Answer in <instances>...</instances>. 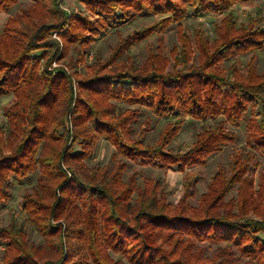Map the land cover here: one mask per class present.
I'll list each match as a JSON object with an SVG mask.
<instances>
[{
	"label": "trees",
	"instance_id": "1",
	"mask_svg": "<svg viewBox=\"0 0 264 264\" xmlns=\"http://www.w3.org/2000/svg\"><path fill=\"white\" fill-rule=\"evenodd\" d=\"M19 1L0 0V12ZM247 1L79 0L85 12L69 14L58 0H31L7 19L0 98L14 99L4 109L6 129L0 126V211L13 187L38 172L22 203L44 241L31 242L13 217L0 226V264H264V170L255 176L257 157L264 158V72L257 66L264 14L238 24L233 6ZM209 13L227 14L213 38L199 28L192 39L183 22ZM152 15L162 18L120 38L107 60L96 55L79 77V91L64 68L50 70L57 55L73 48L84 59L105 31ZM176 23L181 48L172 52L173 69L165 70L163 44L149 43L148 58L138 65L131 48ZM250 53L243 71L240 56ZM144 110L170 119L154 143L146 140L151 118L136 128ZM188 118L202 122L192 145L170 150ZM241 126L245 147L218 168L199 205H191L198 178L188 169L236 144ZM100 138L139 166L183 173L178 204L168 202L160 178L140 183L134 172L125 179L126 162L89 167L85 161Z\"/></svg>",
	"mask_w": 264,
	"mask_h": 264
},
{
	"label": "rangeland",
	"instance_id": "2",
	"mask_svg": "<svg viewBox=\"0 0 264 264\" xmlns=\"http://www.w3.org/2000/svg\"><path fill=\"white\" fill-rule=\"evenodd\" d=\"M60 7L68 12L69 14L85 12L84 6L79 2V0H58ZM31 0H20L9 12H0V33L3 31L4 24L7 19L16 15L22 8H25L30 4ZM65 7L66 9H64ZM235 14L237 16L238 24L247 23L249 21V15H256L259 11L264 14V0H250L244 3H237L233 6ZM227 13H209L204 14L200 17H189L183 24L185 26V31L189 36L194 39L195 30L201 28L205 30L207 34L213 38L215 36V24L220 23ZM162 18L160 15H152L148 17H139L130 25H124L118 28H112L105 31L99 37H97L96 42L93 43L92 49L88 56L82 57V54L75 49H71L66 57H60L57 55L52 62L50 70H55L57 68H64L70 75H72L75 91H79V77L84 76L88 67L95 61L96 55H100L101 59L107 60L112 51L115 49L120 38L126 37L129 33L138 30L141 27L152 24L157 19ZM202 23V24H200ZM53 39L60 42L61 52L63 49V40L57 32L52 35ZM152 43L153 46H158L163 44V54L168 59L165 70L171 71L175 66V53H172L174 48H181L178 33H177V23L172 26L171 29L163 33H158L151 36L150 38L142 41L140 44L135 45L131 48L130 54L135 58L138 65L142 66L146 59L148 58V44ZM195 48V46H194ZM198 52H195L194 61H197ZM253 53L240 56L242 61V70L245 71V65L252 57ZM258 55V71L264 72V50L259 51ZM72 64L69 65V62ZM43 62V61H42ZM178 68H182L179 64ZM14 97L12 95H5L0 98V126L3 130L6 129L7 119L4 115V109L6 106L13 102ZM124 107H132L129 105H124ZM151 118V129L146 135V140L150 143L157 141L162 128L170 119H159L151 111L144 110L139 116V122L136 124V128L140 131L144 127V121L146 118ZM202 122L192 118H188L180 131L176 136L175 140L171 142L168 146L170 150L177 151L181 149L186 151L192 145L194 140V134L200 129ZM239 133V140L236 144L228 145L220 152H217L210 156L209 162L206 166H196L188 169L189 173H193L195 177L198 178L196 195L190 197L188 202L193 206L199 205L200 195L207 190V186L213 175L216 173L220 166H228L232 161V155L235 150H240L245 147V134L244 126L235 129ZM81 146L77 144L75 150H80ZM258 161L260 166L255 172V176L258 177L259 174L264 170V158L258 156ZM118 160L126 162L129 167L125 171V179L133 174L134 172L140 176L139 181L142 183L141 177H153L160 178L164 182L165 190L168 192V202L173 206L177 205L179 200L183 197L184 189V174L175 169H158L150 166H139L136 163L130 161L129 159L123 157L119 154L115 147L105 138H100L96 147L94 149L93 157L86 160L85 163L89 167L93 166H105L108 164L113 165ZM39 177V173H33L25 180L23 184H16L13 187V197L6 204L3 205L0 211V226L8 225L13 217L16 218L19 223L27 230L29 234V239L31 242L41 244L43 243V237L34 229V227L28 222L26 213L23 209L22 199L26 190L32 185H34ZM235 195L232 192L230 196ZM136 197V194H135ZM228 197V198H229ZM0 246V250H1ZM113 257L116 259H122L123 257L119 254L112 253Z\"/></svg>",
	"mask_w": 264,
	"mask_h": 264
},
{
	"label": "built area",
	"instance_id": "3",
	"mask_svg": "<svg viewBox=\"0 0 264 264\" xmlns=\"http://www.w3.org/2000/svg\"><path fill=\"white\" fill-rule=\"evenodd\" d=\"M61 1V0H60ZM62 2H60V4H61ZM62 5V4H61ZM64 9H66L65 7H63Z\"/></svg>",
	"mask_w": 264,
	"mask_h": 264
},
{
	"label": "crops",
	"instance_id": "4",
	"mask_svg": "<svg viewBox=\"0 0 264 264\" xmlns=\"http://www.w3.org/2000/svg\"><path fill=\"white\" fill-rule=\"evenodd\" d=\"M1 34V33H0Z\"/></svg>",
	"mask_w": 264,
	"mask_h": 264
}]
</instances>
